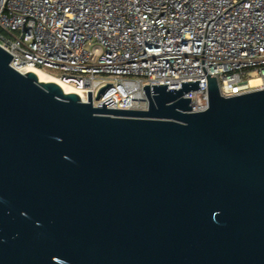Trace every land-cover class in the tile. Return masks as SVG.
I'll return each instance as SVG.
<instances>
[{
    "label": "water",
    "instance_id": "95a60500",
    "mask_svg": "<svg viewBox=\"0 0 264 264\" xmlns=\"http://www.w3.org/2000/svg\"><path fill=\"white\" fill-rule=\"evenodd\" d=\"M0 47V264H264V88L92 107ZM104 88L99 91L102 93ZM97 95V98L99 97Z\"/></svg>",
    "mask_w": 264,
    "mask_h": 264
},
{
    "label": "built area",
    "instance_id": "2783aa9c",
    "mask_svg": "<svg viewBox=\"0 0 264 264\" xmlns=\"http://www.w3.org/2000/svg\"><path fill=\"white\" fill-rule=\"evenodd\" d=\"M0 47L97 108L147 110L144 85L199 80L183 94L198 112L208 74L223 97L264 88V0H0Z\"/></svg>",
    "mask_w": 264,
    "mask_h": 264
},
{
    "label": "bare ground",
    "instance_id": "6f19581e",
    "mask_svg": "<svg viewBox=\"0 0 264 264\" xmlns=\"http://www.w3.org/2000/svg\"><path fill=\"white\" fill-rule=\"evenodd\" d=\"M28 71L34 72L36 74L38 80L41 82H49V81L55 82L62 88V90L64 92H66V93L74 92V93L79 95V92L74 87H72L71 85L63 82L62 80H60L56 76L38 68V67H29L26 70V72H28ZM259 82H260V79L256 77V78H251L249 84L251 86H256L259 84Z\"/></svg>",
    "mask_w": 264,
    "mask_h": 264
},
{
    "label": "rangeland",
    "instance_id": "374dc122",
    "mask_svg": "<svg viewBox=\"0 0 264 264\" xmlns=\"http://www.w3.org/2000/svg\"><path fill=\"white\" fill-rule=\"evenodd\" d=\"M52 73L56 74L57 72H55V71H52Z\"/></svg>",
    "mask_w": 264,
    "mask_h": 264
}]
</instances>
